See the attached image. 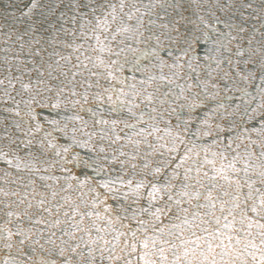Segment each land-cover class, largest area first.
<instances>
[{
    "label": "snow or ice",
    "instance_id": "6c2138e0",
    "mask_svg": "<svg viewBox=\"0 0 264 264\" xmlns=\"http://www.w3.org/2000/svg\"><path fill=\"white\" fill-rule=\"evenodd\" d=\"M0 264H264V0H0Z\"/></svg>",
    "mask_w": 264,
    "mask_h": 264
}]
</instances>
